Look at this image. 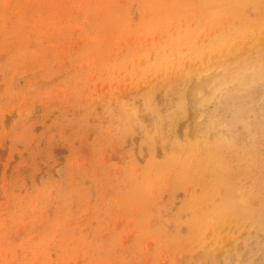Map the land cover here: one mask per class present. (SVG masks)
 Wrapping results in <instances>:
<instances>
[{
  "label": "rangeland",
  "instance_id": "obj_1",
  "mask_svg": "<svg viewBox=\"0 0 264 264\" xmlns=\"http://www.w3.org/2000/svg\"><path fill=\"white\" fill-rule=\"evenodd\" d=\"M201 12L200 0H0V264H264V215L197 238L183 208L204 186L179 180L189 143L264 158V74L214 87L218 51L156 65ZM263 37L238 54L256 63ZM251 167L239 183L260 193Z\"/></svg>",
  "mask_w": 264,
  "mask_h": 264
},
{
  "label": "bare ground",
  "instance_id": "obj_2",
  "mask_svg": "<svg viewBox=\"0 0 264 264\" xmlns=\"http://www.w3.org/2000/svg\"><path fill=\"white\" fill-rule=\"evenodd\" d=\"M200 2H202V14L198 18L197 27L182 34L171 47L160 52L156 65L164 68L174 61L180 65L179 62L185 57L203 58L212 51H218L222 54L223 60L225 59L224 73L207 75V79L213 81L214 87L221 85L228 78V80L237 79L241 83H246L251 74H264L263 49L259 48L261 54L256 63L238 54L240 40L250 36L258 38L264 34V0H200ZM216 12L219 13L216 15ZM220 18H223L224 25L210 42L197 44L196 34H200L205 30L204 27L211 26ZM258 46L264 47V37L259 40ZM156 65L155 67L158 68ZM171 78L173 81L176 79L191 80L190 77L185 78L184 73ZM173 90L172 97L178 98L177 102L180 107L178 114L180 115L181 111L187 107L186 91L180 83H177ZM193 95L194 91L191 89L188 97L191 98ZM150 100L151 97L147 96L146 102L150 103ZM172 120L174 123L177 119ZM224 141L218 140L213 144L204 145V152L200 154L195 151L191 143L184 148L189 158L193 156L196 158L194 162L188 160L183 162L179 180L188 182L202 180L204 185L201 196H192L183 204L184 209L194 210L188 222L191 225V234L197 238H202L208 230H213L215 237L220 238L219 229L230 222L242 223L244 220H251L254 223L261 220L264 215V191L253 194L242 183H239L244 175L254 174L251 166H259V172L263 173L264 158L256 157L251 152L254 144L241 153L237 149L233 151L234 154L232 151L225 153L223 145L226 141ZM243 158L248 159L249 165L238 164ZM233 162L238 166L233 165ZM203 202L206 205H199L198 209L194 206Z\"/></svg>",
  "mask_w": 264,
  "mask_h": 264
}]
</instances>
